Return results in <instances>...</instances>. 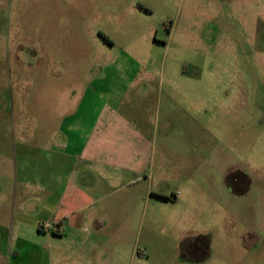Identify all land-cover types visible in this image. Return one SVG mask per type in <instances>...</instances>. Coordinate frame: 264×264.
<instances>
[{
	"label": "rangeland",
	"instance_id": "374dc122",
	"mask_svg": "<svg viewBox=\"0 0 264 264\" xmlns=\"http://www.w3.org/2000/svg\"><path fill=\"white\" fill-rule=\"evenodd\" d=\"M110 87L151 138L153 175L79 250L100 264H264V0H0V212L7 173L47 184L63 119ZM17 244L0 237V264H47L54 246Z\"/></svg>",
	"mask_w": 264,
	"mask_h": 264
},
{
	"label": "crops",
	"instance_id": "0c3cea01",
	"mask_svg": "<svg viewBox=\"0 0 264 264\" xmlns=\"http://www.w3.org/2000/svg\"><path fill=\"white\" fill-rule=\"evenodd\" d=\"M97 79L102 82L106 77ZM118 81L138 96L149 94L146 89L133 90L127 77H120ZM114 90L110 87L98 96L91 93L94 100L88 103L91 105L88 110H81L85 109L86 99L78 112L63 119L61 141H56L58 144L52 152L62 166L60 171L53 166L47 184L36 182L37 187L28 191L19 188L18 176L12 183V173H7L9 201L2 205L0 212V237L4 241L13 239L19 248L20 242L43 237L54 243L52 251L44 253L47 264H100L99 256L79 250L80 244L93 237V230L109 221V214L103 211L132 208L135 201L143 199L131 189L151 179L154 165L151 138L143 125L137 126L116 111L118 101L124 103L117 98L124 97L121 94H127V90L121 88L117 96ZM39 175L41 171L31 170L23 180L30 183V178L37 179ZM111 189V193L120 192V196L112 198L108 192ZM140 190L149 200L150 187ZM103 192L107 194L101 195ZM49 224L54 227L48 228ZM64 241L72 243V250L58 247L62 244L58 242ZM18 248L14 249L16 257L21 254Z\"/></svg>",
	"mask_w": 264,
	"mask_h": 264
},
{
	"label": "flooded vegetation",
	"instance_id": "af4514ba",
	"mask_svg": "<svg viewBox=\"0 0 264 264\" xmlns=\"http://www.w3.org/2000/svg\"><path fill=\"white\" fill-rule=\"evenodd\" d=\"M231 188H232V186H231ZM189 240L190 239L187 238L186 241L184 243H182V245H183L182 247L184 248V251L185 250L188 251L187 253L191 252L193 258L194 257H200L202 259L203 257H205L208 254V251L204 249V246L196 245L195 243L190 242ZM207 241H208V239H207Z\"/></svg>",
	"mask_w": 264,
	"mask_h": 264
},
{
	"label": "built area",
	"instance_id": "2783aa9c",
	"mask_svg": "<svg viewBox=\"0 0 264 264\" xmlns=\"http://www.w3.org/2000/svg\"><path fill=\"white\" fill-rule=\"evenodd\" d=\"M52 227H54L53 224H49V225H48V228H52Z\"/></svg>",
	"mask_w": 264,
	"mask_h": 264
}]
</instances>
